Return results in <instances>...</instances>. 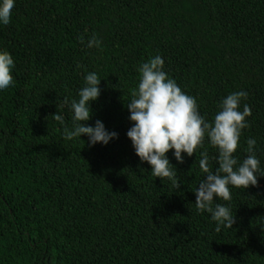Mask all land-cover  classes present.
<instances>
[{
	"label": "trees",
	"instance_id": "trees-1",
	"mask_svg": "<svg viewBox=\"0 0 264 264\" xmlns=\"http://www.w3.org/2000/svg\"><path fill=\"white\" fill-rule=\"evenodd\" d=\"M93 34L101 45L87 48ZM0 50L15 65L0 91V264H264V177L219 201L235 222L216 232L194 204L200 151L216 166L207 137L183 163L166 153L176 188L126 136L137 67L159 54L210 122L221 98L248 92L234 155L242 161L255 138L264 168V0H15ZM88 71L102 79L85 123L115 131L107 145L65 139L52 118L59 111L71 128L62 100Z\"/></svg>",
	"mask_w": 264,
	"mask_h": 264
},
{
	"label": "clouds",
	"instance_id": "clouds-1",
	"mask_svg": "<svg viewBox=\"0 0 264 264\" xmlns=\"http://www.w3.org/2000/svg\"><path fill=\"white\" fill-rule=\"evenodd\" d=\"M15 0H0V25H8ZM81 43L87 48L99 47L100 39L93 34ZM12 55L0 50V91L13 84L14 69ZM79 67V65H78ZM138 83L131 89L130 100L126 103L128 120L132 122L126 136L130 139L136 156L141 163L147 162L153 177L166 178L174 187H179L176 168L170 163L166 153L172 150L177 163H183L184 155L192 156L208 143L216 149L215 170H212L207 149L200 151L198 166L203 179L197 183L195 208L197 213H208L215 222V231L231 228L234 215L229 204L219 201H231V188L247 189L257 185L259 177H264V168L257 156V141L246 138V153L238 161L234 153L237 150L242 130L248 127L247 117L251 109L244 103L248 92L239 90L221 98L214 118L207 120L198 110L195 97L181 89L176 81L164 71V59L157 54L137 67ZM97 72L84 74L83 86L77 91L76 98H63L71 113V128L65 126V118L57 111L52 115L63 127L65 139L87 136L89 146L100 143L107 145L118 137L115 131L105 128L103 122L95 120L94 125L85 122L91 118V103L100 95V81ZM182 153L184 155H182ZM215 198V199H214Z\"/></svg>",
	"mask_w": 264,
	"mask_h": 264
}]
</instances>
